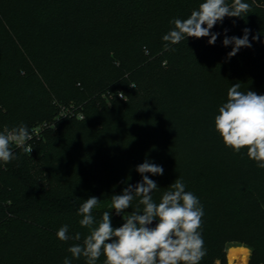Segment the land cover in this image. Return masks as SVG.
Here are the masks:
<instances>
[{
  "label": "trees",
  "instance_id": "obj_1",
  "mask_svg": "<svg viewBox=\"0 0 264 264\" xmlns=\"http://www.w3.org/2000/svg\"><path fill=\"white\" fill-rule=\"evenodd\" d=\"M202 2L0 0V133L5 126L56 125L33 153L13 145L17 158L0 162V264L22 254L26 264H63L68 248L89 234L79 206L101 199L93 212L99 221L123 181H141L136 166L146 159L164 169L147 174L158 185L157 203L181 178L203 206L207 254L200 264H228L229 243L251 247L248 264H255L264 245V168L247 148L227 147L214 118L236 82L243 92L264 95V0H243L250 13L215 25L214 45L209 37H189L165 48L170 21L186 19ZM245 28L252 47L228 58L224 30L242 37ZM62 107L75 114L63 115ZM47 177L71 189L58 190ZM111 218L114 228L124 222L114 209ZM63 225L81 241H60Z\"/></svg>",
  "mask_w": 264,
  "mask_h": 264
},
{
  "label": "clouds",
  "instance_id": "obj_2",
  "mask_svg": "<svg viewBox=\"0 0 264 264\" xmlns=\"http://www.w3.org/2000/svg\"><path fill=\"white\" fill-rule=\"evenodd\" d=\"M251 12V6L243 0H203L198 9L193 10L186 19L173 18L170 23L174 28L163 35L165 48L176 45L189 37H209L208 44L214 45L220 33L211 30L225 17L244 18ZM225 29L223 46L232 45L228 58L237 55L241 48H251L250 29H243V36H227ZM259 35L252 40H259ZM136 88L135 84L129 85ZM236 82L228 89L227 101L223 103L214 118L216 131L227 147L239 152L247 148V155L264 168V95L254 91L240 90ZM121 92V97L123 98ZM124 99V98H123ZM32 139L27 126L21 124L9 129L5 126L0 133V162L5 165L17 157L12 150L15 145L30 154L33 147L26 142ZM141 181L135 185L123 181L127 186L121 194L110 196L109 210L104 211L99 221L93 215L100 207L96 196L84 200L77 215L81 227H86L89 234L82 243L68 248L71 258L65 257L63 264H72V259L85 258L86 264H97L101 255L104 264H200L207 254L201 234L203 206L198 197L186 191V185L177 178L165 191L157 203L153 193L158 189L156 181L149 175H163L162 166L145 160L136 166ZM132 208V212L126 210ZM122 216L123 223L113 227L111 211ZM154 224V226H152ZM69 226L63 225L56 235L60 241H81L79 232L69 235Z\"/></svg>",
  "mask_w": 264,
  "mask_h": 264
},
{
  "label": "rangeland",
  "instance_id": "obj_3",
  "mask_svg": "<svg viewBox=\"0 0 264 264\" xmlns=\"http://www.w3.org/2000/svg\"><path fill=\"white\" fill-rule=\"evenodd\" d=\"M34 157H37V155H35ZM50 177L45 178V180H47V182L50 185L55 186L56 189L61 190V191L62 190L69 191L71 189L70 185L66 181L61 180V179L54 180L53 178H51V180H50ZM74 222H77V221L73 220V221H71V222H69L67 224L68 225L69 224L72 225ZM87 232H89V230H87ZM230 246H244V247H246L249 250L248 261L246 263H242V261H239V262H236L234 264H248L252 254H253L252 248L247 246V245L241 244V243H229V244H227V254H228V249H229ZM19 254H21V253H19ZM18 256L20 257V255H18ZM21 256H23V259H19V257H18V259L17 260L15 259L12 264H26V262L30 261L29 257L26 258V255L24 256L22 254ZM254 257H255V264H264V245L260 246L258 252H256ZM227 263L231 264V263H229L228 255H227Z\"/></svg>",
  "mask_w": 264,
  "mask_h": 264
},
{
  "label": "built area",
  "instance_id": "obj_4",
  "mask_svg": "<svg viewBox=\"0 0 264 264\" xmlns=\"http://www.w3.org/2000/svg\"><path fill=\"white\" fill-rule=\"evenodd\" d=\"M119 95H121V92ZM123 97H124V95H123ZM61 110H62L61 113L63 115H66V116L75 114L74 110L73 111L67 110L65 107H62ZM77 117L83 118V113L82 112L77 113ZM55 127H56V125L54 122L44 121V122H41V123L33 126L31 129H29V131L32 135V139L27 141L26 145L30 144L33 147V151L31 153L34 152V144L44 136L45 132L49 129H55Z\"/></svg>",
  "mask_w": 264,
  "mask_h": 264
},
{
  "label": "bare ground",
  "instance_id": "obj_5",
  "mask_svg": "<svg viewBox=\"0 0 264 264\" xmlns=\"http://www.w3.org/2000/svg\"><path fill=\"white\" fill-rule=\"evenodd\" d=\"M227 255L231 264L239 261L246 263L249 258V250L244 246H230Z\"/></svg>",
  "mask_w": 264,
  "mask_h": 264
},
{
  "label": "water",
  "instance_id": "obj_6",
  "mask_svg": "<svg viewBox=\"0 0 264 264\" xmlns=\"http://www.w3.org/2000/svg\"><path fill=\"white\" fill-rule=\"evenodd\" d=\"M126 211L130 213V212H132L133 210L127 209ZM115 214H116V213H115ZM117 216H118L119 218H122V216H120V215H117ZM152 226H154V224H153Z\"/></svg>",
  "mask_w": 264,
  "mask_h": 264
}]
</instances>
